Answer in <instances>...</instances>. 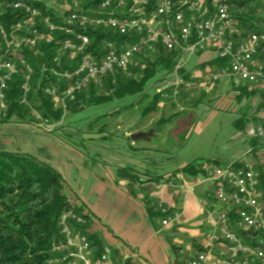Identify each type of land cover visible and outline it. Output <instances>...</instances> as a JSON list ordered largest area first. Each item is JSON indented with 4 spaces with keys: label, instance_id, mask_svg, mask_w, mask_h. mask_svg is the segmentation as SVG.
Returning a JSON list of instances; mask_svg holds the SVG:
<instances>
[{
    "label": "built area",
    "instance_id": "obj_1",
    "mask_svg": "<svg viewBox=\"0 0 264 264\" xmlns=\"http://www.w3.org/2000/svg\"><path fill=\"white\" fill-rule=\"evenodd\" d=\"M234 0H105L100 9L75 10L61 22L44 16L41 9L25 0H0V15L17 10L20 19L10 30L0 24V119L7 115L11 86L19 82V103L37 117L42 126L53 128L31 105L35 68L28 56L43 57L45 47L57 49L43 72L47 80L43 93L65 114L69 104L92 83L127 70L144 61L147 54L172 51L176 58L174 73L157 84V93L172 100L193 87L213 88L224 79L245 84L264 93V32L240 40L238 21L232 16ZM112 30L125 42L105 41L104 50L92 48L88 29ZM102 53V55H101ZM208 54L203 69H186L191 55ZM189 56V57H188ZM214 59L221 64L211 66ZM189 74V79L186 76ZM264 117V114H263ZM59 125V124H58ZM247 135L260 141L259 160L216 165L204 162V179L213 187L218 204L207 207L210 232L207 245L182 264H264V125H249ZM253 154L249 145L247 155ZM264 169V168H263ZM161 186H167L164 181ZM165 228L180 218L159 204ZM62 234L69 264H114L113 252L106 247L98 258L91 249L87 230L70 227V220L82 226L86 214L63 215ZM221 246L222 250H214Z\"/></svg>",
    "mask_w": 264,
    "mask_h": 264
},
{
    "label": "trees",
    "instance_id": "obj_2",
    "mask_svg": "<svg viewBox=\"0 0 264 264\" xmlns=\"http://www.w3.org/2000/svg\"><path fill=\"white\" fill-rule=\"evenodd\" d=\"M25 1L41 9L43 15L51 17L52 21L61 22L62 16L70 14V11L65 10V7L70 6L71 12L75 10L89 11L90 9H100L105 0H84L85 3L79 5L75 4L77 0H56L54 5H49L46 0ZM232 3L231 14L239 23L240 40H245L254 33L264 32V0H234ZM20 17L17 10H10L5 13V16L0 15V24L10 30ZM87 34L94 41L92 48H97L99 52L104 50L107 40H115L121 43L128 39L127 36L121 37L112 30H102V28L98 30L88 29ZM43 51V57L35 55L34 52L28 56L35 68L31 105L41 114L43 119L52 125H58L63 121L65 113L58 109L56 103L43 93V88L47 82L44 78L47 73L43 72V66L44 63L49 62L52 53H55L57 49L49 46L45 47ZM176 58H178L177 55L172 51L161 50L149 53L144 61L137 66H131L127 70H120L114 75H108L101 79V83H92L78 95L79 97L75 101L70 102L69 110L79 112L92 105L107 103L115 98L125 99L137 95L140 96L139 103H141L147 97L146 87L151 80L160 74L166 77L174 73ZM209 64L217 66L221 64V60L214 59ZM206 65L208 64L198 65L192 70L203 69ZM183 71L188 72L185 69ZM165 77L161 78L160 82ZM189 77L188 74L186 78L189 79ZM233 90L238 91L237 97L246 96L257 99L250 125H264V117L260 115L261 112L264 114V93H259L255 89L250 90L249 86L245 84L236 85ZM213 92L214 87L211 93ZM9 93V109L7 115L0 119V123H7L12 117L33 121L35 118L29 108L19 103L20 88L18 81L11 86ZM162 100L164 99L160 94H154L151 106L142 111V116L152 114ZM176 107H178L177 104L176 106L173 104L171 108ZM183 110L185 108L181 112ZM173 119H175V115L157 122L159 125H165L170 124ZM235 124L241 126L239 121ZM98 133L103 134L102 131ZM250 145L253 147L251 157L260 161L258 154L260 141L251 139ZM204 162H213L218 166L227 165L218 159L200 160L196 158L171 175L152 174V176L149 175L143 179L142 176L145 173H140L133 167L119 168L117 173L120 179L147 184H157L164 181L168 186L173 176L178 173H182L188 178L204 177L205 172L202 170ZM242 162V160H236L233 163L240 165ZM255 167L263 173L264 167L260 165V162H257ZM65 182L62 174L46 161H42L29 153L0 150V264H69L62 260L67 254V249L64 246L66 244L65 236L62 234L64 225L62 218L64 214L70 212L86 214V225L82 226L72 220L68 224L70 227H80V229L88 231L87 234L95 258L102 255L105 248L109 247L108 242L100 232L91 231L93 215L84 204H78L77 199L69 195ZM146 207L150 217L156 219L163 217L158 200H149ZM171 245L176 255L177 264L178 259L183 258L184 255L181 253V247ZM186 257L187 260L193 258L192 256Z\"/></svg>",
    "mask_w": 264,
    "mask_h": 264
},
{
    "label": "rangeland",
    "instance_id": "obj_3",
    "mask_svg": "<svg viewBox=\"0 0 264 264\" xmlns=\"http://www.w3.org/2000/svg\"><path fill=\"white\" fill-rule=\"evenodd\" d=\"M46 1L54 5L56 0ZM82 3H85L84 0L75 2L78 5ZM65 9H70V6ZM198 58L199 55H191L189 65L195 64ZM164 77L160 74L149 82L147 97L141 103L137 95L115 98L79 112L68 111L63 121L51 129L42 126L37 117L33 121L12 117L7 123H0V150L29 153L50 163L65 175L70 186L67 191L72 197L76 194L81 196V193L90 197V185L94 183L102 164L113 168L115 164L127 167L131 154L143 158L145 167L159 174L173 171L196 158L218 159L222 163L237 159L247 161L245 154L251 143L247 129L256 107L253 99L237 97L238 91L233 90L236 88L234 81L224 79L214 86L213 93V88L196 86L186 89L175 99L160 101L152 114L142 116V111L151 106L157 84ZM173 104L178 107L171 108ZM183 108L185 110L181 112ZM174 115L170 125H159L157 122ZM237 121L241 126L235 124ZM142 133L153 136L149 138L147 134L141 138ZM132 139H136V147L141 148L139 152H131L129 143ZM137 158L135 163H138ZM79 164L86 176L78 172ZM92 219L94 223L97 220L95 215ZM124 227L109 224L105 231L123 239L127 233L130 234L131 226H127L126 230ZM101 230L97 232L103 235L104 230ZM164 231L161 233L164 234ZM127 245L131 257L140 260L142 252L133 244Z\"/></svg>",
    "mask_w": 264,
    "mask_h": 264
},
{
    "label": "crops",
    "instance_id": "obj_4",
    "mask_svg": "<svg viewBox=\"0 0 264 264\" xmlns=\"http://www.w3.org/2000/svg\"><path fill=\"white\" fill-rule=\"evenodd\" d=\"M207 57L208 54L199 55L198 61L192 66L188 63L186 69L192 70L196 66L204 64ZM234 83L239 85L235 81ZM256 100L253 99L255 106ZM163 105L165 106V104ZM262 114L263 112L260 113V115ZM127 134L130 135V132ZM147 134L149 138L153 136L151 133H142L140 136L144 138ZM129 144L131 152H139L141 149L136 147L138 144L136 139L130 140ZM145 149L142 148V150ZM245 155L246 160L248 157L247 161L254 160L251 155H247V152ZM67 157L68 160H71L70 156L67 155ZM135 157L136 155L133 154L129 156L127 167H133L138 172L145 173L142 176L143 179L149 175L152 176V174L171 175L186 165L159 174L148 170L140 156L136 157L138 163H135ZM234 161H229L226 164ZM102 165L96 174L94 183L90 185V197L84 196L82 193L81 196L76 194L73 197L77 199L78 204H85L86 209L97 218L95 223L93 222L91 231L96 232L98 229H102L103 232L104 230L103 236L112 249L114 264H176V255L171 244L181 247L184 257L178 259L177 264H182L187 260L186 256L194 257L199 251L206 248V237L211 230L207 207L209 204L218 203L214 198L212 185L204 177L188 178L182 173H178L173 176L168 186H161L160 182L147 184L120 179L117 171L119 168H124L122 165L115 164V168L107 164ZM78 167V172L86 176V173L81 170V164ZM62 176L66 181L65 175L62 174ZM65 183L68 190L70 186L67 181ZM149 200H158L159 204L168 206L171 214L179 212L180 218L165 228L162 223L165 219L164 216L158 219L150 217L146 207ZM108 218L111 221H108ZM109 224L118 227L131 226L130 234L127 233V237L123 239L115 238L110 235L109 231H105V229L107 230L105 227ZM126 227H124L125 230ZM162 230H166L164 234L161 233ZM127 244H133L142 252L140 260H136L134 256L131 257ZM214 250H222V247L216 246Z\"/></svg>",
    "mask_w": 264,
    "mask_h": 264
}]
</instances>
